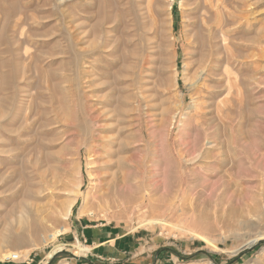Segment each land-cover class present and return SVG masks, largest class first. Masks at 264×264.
Returning a JSON list of instances; mask_svg holds the SVG:
<instances>
[{"label": "rangeland", "instance_id": "obj_1", "mask_svg": "<svg viewBox=\"0 0 264 264\" xmlns=\"http://www.w3.org/2000/svg\"><path fill=\"white\" fill-rule=\"evenodd\" d=\"M220 2L0 0V264H264V0Z\"/></svg>", "mask_w": 264, "mask_h": 264}, {"label": "crops", "instance_id": "obj_2", "mask_svg": "<svg viewBox=\"0 0 264 264\" xmlns=\"http://www.w3.org/2000/svg\"><path fill=\"white\" fill-rule=\"evenodd\" d=\"M96 227V226H95ZM102 233V229H98V227H96L93 230H89L87 235L90 236V241H91V250L98 248L101 251V253L103 255L106 256H110L112 254H114V251L116 250L113 249V247L116 244V240L121 238V236H112V235H106L105 237L101 235ZM102 246V247H101ZM107 252V254H106ZM40 256V255H39ZM41 257V256H40ZM43 258L41 257L40 260H37L36 264H42ZM34 263L33 259L29 257L27 258V260H22L21 262H7V261H1V264H31ZM68 264V263H65Z\"/></svg>", "mask_w": 264, "mask_h": 264}, {"label": "bare ground", "instance_id": "obj_3", "mask_svg": "<svg viewBox=\"0 0 264 264\" xmlns=\"http://www.w3.org/2000/svg\"><path fill=\"white\" fill-rule=\"evenodd\" d=\"M222 2V1H221ZM220 2V0H203V10H204V14H202V16H201V21L203 22V24H206L207 22H208V20L210 19V16H211V14H209V13H213V14H217L218 13V11H219V8H220V6H221V3ZM202 5V4H201ZM206 10V11H205ZM208 14V15H207ZM201 24V23H200ZM207 27V26H206ZM184 230H185V228H183ZM179 231V230H178ZM189 232H190V230H189ZM261 234V233H260ZM259 235V234H258ZM247 239V238H246ZM259 239H264V234L263 235H260V236H258L257 238H255V239H252V240H250V241H248L247 243H245L244 245H243V248H247V247H249L251 244H253L254 242H257V241H259ZM61 250V249H60ZM59 249H58V251H60ZM77 250L78 251H76V253L78 254V255H80L81 254V252H87V248H85V247H83L82 245H78V247H77ZM55 253V252H54ZM54 253H52V255L54 254ZM18 254V253H17ZM19 256L21 255L22 256V254L20 253V254H18ZM20 256V257H21ZM48 258H51V255L49 254L48 255ZM5 259V258H4Z\"/></svg>", "mask_w": 264, "mask_h": 264}, {"label": "built area", "instance_id": "obj_4", "mask_svg": "<svg viewBox=\"0 0 264 264\" xmlns=\"http://www.w3.org/2000/svg\"><path fill=\"white\" fill-rule=\"evenodd\" d=\"M4 261H7V262H21V257L16 254V253H12L10 254V256L6 257L4 259Z\"/></svg>", "mask_w": 264, "mask_h": 264}, {"label": "water", "instance_id": "obj_5", "mask_svg": "<svg viewBox=\"0 0 264 264\" xmlns=\"http://www.w3.org/2000/svg\"><path fill=\"white\" fill-rule=\"evenodd\" d=\"M261 241H264V240H259V241H257V242H254V243L251 244L249 247L245 248V250L253 248L257 243H259V242H261ZM243 251H244V250H243Z\"/></svg>", "mask_w": 264, "mask_h": 264}]
</instances>
